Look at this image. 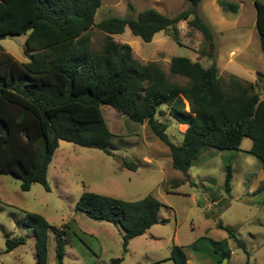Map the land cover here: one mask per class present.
I'll return each instance as SVG.
<instances>
[{
	"label": "trees",
	"instance_id": "16d2710c",
	"mask_svg": "<svg viewBox=\"0 0 264 264\" xmlns=\"http://www.w3.org/2000/svg\"><path fill=\"white\" fill-rule=\"evenodd\" d=\"M202 1L188 0L190 8L173 18L148 9L137 18L110 17L96 23L102 0H0V42L25 39L24 62L0 44V176L19 180L23 192L30 191L33 184H41L49 191V168L60 142L112 156L115 149L111 144L116 136L103 117L102 105L136 124L147 123L170 149L173 169L186 176L205 150L239 151L246 138L252 140L250 153L262 162L264 171V100L255 92L253 83L236 77L226 84L221 81L214 60V32L199 13ZM217 3L225 13H239L237 3ZM254 4L264 54V3L255 0ZM182 21H188L203 35L210 50L208 57L213 61L206 68L189 58H173L170 75L187 79V85L171 81L158 63H142L129 45L114 40V36L129 29L145 43L167 32L181 45L178 25ZM95 28L105 35L100 49L92 44ZM163 106L177 123L188 126L180 145L170 140L168 126L157 119ZM124 164L129 169L135 167L131 162ZM232 180L229 163L227 193ZM262 191L264 184L259 189ZM163 208L165 205L152 196L127 202L88 191L76 204L78 212L118 229L125 253L134 239L166 223L159 218ZM25 224L36 234L37 264H48L50 231L56 235L57 264H64L66 244L55 227L37 214H27ZM218 228L227 232L229 239H236L222 223ZM25 243L24 238L8 240L6 252ZM209 246L205 258L215 264L230 259L227 239ZM207 247L203 246L199 254ZM169 260L188 264L184 249L177 245L172 247ZM123 261L115 259L112 264ZM246 264L251 263L248 260Z\"/></svg>",
	"mask_w": 264,
	"mask_h": 264
},
{
	"label": "rangeland",
	"instance_id": "374dc122",
	"mask_svg": "<svg viewBox=\"0 0 264 264\" xmlns=\"http://www.w3.org/2000/svg\"><path fill=\"white\" fill-rule=\"evenodd\" d=\"M240 5L239 13H225L217 0H203L199 13L214 32V60L223 84L236 77L255 85L264 100V54L256 28L255 0H229ZM264 3V0H260ZM96 23L110 17L137 18L154 9L170 18L188 10V0H102ZM132 5V8L130 7ZM180 43L169 33H158L151 43L132 35L129 29L114 36L121 45H129L134 57L146 64L158 63L171 81L187 85L185 78L170 75L173 58H189L206 68L213 64L203 35L188 21L178 25ZM105 35L96 28L92 44L100 49ZM1 46L18 61L24 62V37L8 38ZM185 101L186 111H189ZM103 117L116 138L113 155L60 142L49 168L47 191L33 184L30 191L21 190V182L9 175L0 176V264H37L36 234L25 224L27 214L43 216L55 227L66 244L64 264H174L169 260L174 245L181 246L188 264H215L204 253L213 242L228 240L231 251L223 264H264V184L262 162L250 153L251 139H244L239 151L207 149L194 163L188 175L173 169L170 149L161 142L147 123L136 124L109 106H101ZM157 119L168 126L170 140L180 145L185 132L166 106ZM131 162L133 168H126ZM231 164V191L225 190L226 166ZM177 185H180L178 188ZM94 192L135 202L152 196L165 208L158 224L144 236L134 239L128 252L123 251L118 229L105 222L90 219L76 210L84 192ZM222 223L236 239L220 230ZM24 238L26 243L7 253V241ZM48 264H57L56 235H48ZM208 246L203 254L200 249Z\"/></svg>",
	"mask_w": 264,
	"mask_h": 264
},
{
	"label": "crops",
	"instance_id": "0c3cea01",
	"mask_svg": "<svg viewBox=\"0 0 264 264\" xmlns=\"http://www.w3.org/2000/svg\"><path fill=\"white\" fill-rule=\"evenodd\" d=\"M12 56H13V55H12ZM188 106H189V105H188ZM184 127H185V129H186V130H185V132H186V131H187V128H188V126H187V125H184ZM185 132H184V133H185Z\"/></svg>",
	"mask_w": 264,
	"mask_h": 264
}]
</instances>
